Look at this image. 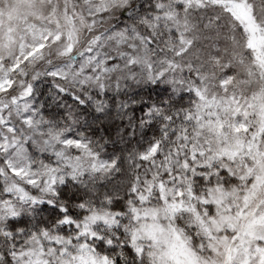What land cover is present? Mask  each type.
Wrapping results in <instances>:
<instances>
[{"label": "snow or ice", "instance_id": "6c2138e0", "mask_svg": "<svg viewBox=\"0 0 264 264\" xmlns=\"http://www.w3.org/2000/svg\"><path fill=\"white\" fill-rule=\"evenodd\" d=\"M0 264H264V0H0Z\"/></svg>", "mask_w": 264, "mask_h": 264}]
</instances>
